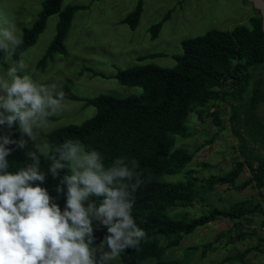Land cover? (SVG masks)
Here are the masks:
<instances>
[{
    "label": "rangeland",
    "instance_id": "obj_1",
    "mask_svg": "<svg viewBox=\"0 0 264 264\" xmlns=\"http://www.w3.org/2000/svg\"><path fill=\"white\" fill-rule=\"evenodd\" d=\"M42 2L0 0V28L15 25L21 37L23 29L30 28L37 19ZM136 2L63 0V7L83 6L73 15L64 39L66 53L56 52L44 66H39L56 32L58 15H50L35 42L18 58L27 64L21 75H30L36 84H44L56 93L68 85L80 97L102 93L119 98L139 95L143 91L141 87L122 85L114 78L118 69L147 63L172 68L176 64L174 55L182 52L184 38L210 29L230 31L237 24L250 26V19L261 15L252 0H143L139 22L132 29L123 18ZM157 23L160 26L153 37L150 27ZM150 54L153 56H147ZM14 63L12 57L4 65L0 64V77H5ZM65 104V110L50 117L40 133L46 134L66 124H81L96 112L95 107L82 100L65 98ZM230 114L231 107L220 92L203 106L193 107L185 118L186 131L168 134L171 150L183 148L191 160L173 173L161 175L159 180L170 185L188 180L194 184L196 195L191 205L166 209L172 219L190 220L209 215L214 208L240 210L242 215L239 218L215 216L188 234L162 238L161 254L141 264H155L158 259L175 264H264V234L259 230L260 194L249 168L244 165L236 177L226 182L212 179L228 175L243 161L240 143L230 128ZM258 115L264 123V101L258 107ZM6 133L7 127L0 125V136ZM29 142L43 154L48 152L43 148L48 145L45 137L39 136L36 144ZM91 199L97 206L101 204L100 198Z\"/></svg>",
    "mask_w": 264,
    "mask_h": 264
},
{
    "label": "trees",
    "instance_id": "obj_2",
    "mask_svg": "<svg viewBox=\"0 0 264 264\" xmlns=\"http://www.w3.org/2000/svg\"><path fill=\"white\" fill-rule=\"evenodd\" d=\"M62 1L43 0L33 25L22 31L23 43L12 56L15 62L35 42L48 17L53 14L58 15L56 32L39 66H44L56 52L66 53L64 39L73 15L83 6L68 4L63 7ZM142 6L143 0H137L133 10L123 18V22L132 29L139 22ZM159 26L157 23L150 27L151 36L157 35ZM181 49V54L174 55L176 64L172 68L147 63L116 71L114 78L120 84L142 88L139 95L119 98L102 93L94 97H80L73 94L68 85H64L61 91L65 93V98L84 101L86 105L95 107V114L81 124H66L46 134H39L46 138L50 147L58 146L66 139L79 140L86 150L99 151L106 167L118 157L135 159L137 170L145 178L151 177V183L141 186L134 194L132 209L137 225L145 230L149 239L143 241L139 249L122 252L114 264H141L148 258H157L163 251L160 245L162 238L188 234L215 216L239 218L242 215L240 210L214 208L209 215L190 220L172 219L166 209L191 205L196 195L194 184L188 180L170 185L159 180L161 175L173 173L191 160L187 150H171L168 134L184 133L188 112L193 107L203 106L211 97H217L219 92L231 107L230 128L240 143L243 161L238 162L228 175L212 179L226 182L236 177L246 165L257 189L264 186V123L258 115V107L264 101V30L261 15L252 17L250 26L237 24L230 31L210 29L203 34L184 38ZM4 55L0 52L1 65L5 64ZM9 131L12 139L21 138L18 126L7 129L6 134ZM9 147L15 148L14 145ZM29 150L40 155V170L48 171L50 149L43 154L29 142L25 149H15L7 157L9 172L15 173L31 163L25 155ZM65 174H70L69 169L61 170V178ZM58 183L59 179L49 175L41 186L56 198L54 202L63 211L67 189L65 186L64 193H57ZM100 199L102 203L104 198ZM93 225L94 243H100L107 234L106 229L96 230V222ZM155 264L175 263L158 259Z\"/></svg>",
    "mask_w": 264,
    "mask_h": 264
},
{
    "label": "clouds",
    "instance_id": "obj_3",
    "mask_svg": "<svg viewBox=\"0 0 264 264\" xmlns=\"http://www.w3.org/2000/svg\"><path fill=\"white\" fill-rule=\"evenodd\" d=\"M22 43L15 25L0 28L5 62ZM26 69L20 59L0 77V125L8 130L18 126L21 135L12 139L9 131L0 136V264H112L122 252L139 249L149 239L132 209L134 194L151 183V177L137 170L135 159L118 157L106 167L99 151L86 150L72 139L55 147L43 146L51 153L46 173L40 170V155L30 150L25 155L31 163L9 172L7 157L15 149H25L29 141L36 144L49 118L66 108L63 91L56 93L36 84L30 75H21ZM66 168L70 174L61 178ZM49 175L59 179L57 193H64L66 186L63 211L41 186ZM92 197L104 199L97 206ZM94 221L96 230L107 232L95 246Z\"/></svg>",
    "mask_w": 264,
    "mask_h": 264
},
{
    "label": "built area",
    "instance_id": "obj_4",
    "mask_svg": "<svg viewBox=\"0 0 264 264\" xmlns=\"http://www.w3.org/2000/svg\"><path fill=\"white\" fill-rule=\"evenodd\" d=\"M259 194H260V200H259V206H260V211H261V217L262 221L259 226V230L261 231L262 234H264V186L260 187L258 189Z\"/></svg>",
    "mask_w": 264,
    "mask_h": 264
},
{
    "label": "water",
    "instance_id": "obj_5",
    "mask_svg": "<svg viewBox=\"0 0 264 264\" xmlns=\"http://www.w3.org/2000/svg\"><path fill=\"white\" fill-rule=\"evenodd\" d=\"M255 4L256 7L260 9L261 12V17H262V28L264 30V7L259 4L257 0H252Z\"/></svg>",
    "mask_w": 264,
    "mask_h": 264
},
{
    "label": "bare ground",
    "instance_id": "obj_6",
    "mask_svg": "<svg viewBox=\"0 0 264 264\" xmlns=\"http://www.w3.org/2000/svg\"><path fill=\"white\" fill-rule=\"evenodd\" d=\"M261 6L264 7V0H257Z\"/></svg>",
    "mask_w": 264,
    "mask_h": 264
}]
</instances>
